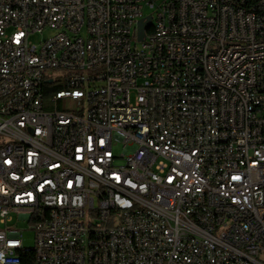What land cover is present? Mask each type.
Listing matches in <instances>:
<instances>
[{
	"label": "built area",
	"instance_id": "obj_1",
	"mask_svg": "<svg viewBox=\"0 0 264 264\" xmlns=\"http://www.w3.org/2000/svg\"><path fill=\"white\" fill-rule=\"evenodd\" d=\"M0 264H264V0H0Z\"/></svg>",
	"mask_w": 264,
	"mask_h": 264
},
{
	"label": "rangeland",
	"instance_id": "obj_2",
	"mask_svg": "<svg viewBox=\"0 0 264 264\" xmlns=\"http://www.w3.org/2000/svg\"><path fill=\"white\" fill-rule=\"evenodd\" d=\"M59 30L58 29H53V28H46L44 29L43 32L41 33H32L30 38L35 42V43H40L41 41L47 39L48 37L56 34ZM85 34V33H84ZM86 36V34L84 35ZM55 76L57 79H60L63 82V74L61 70H55L54 71ZM116 150L121 151L122 147H116ZM19 227L24 228V243L26 246H33L35 244V237H34V232L29 229V224L26 220H21L19 222Z\"/></svg>",
	"mask_w": 264,
	"mask_h": 264
},
{
	"label": "bare ground",
	"instance_id": "obj_3",
	"mask_svg": "<svg viewBox=\"0 0 264 264\" xmlns=\"http://www.w3.org/2000/svg\"><path fill=\"white\" fill-rule=\"evenodd\" d=\"M146 21V20H145ZM161 35V28L157 20H150L145 26V35ZM125 236H132V229H125ZM27 254H36V247H27Z\"/></svg>",
	"mask_w": 264,
	"mask_h": 264
},
{
	"label": "water",
	"instance_id": "obj_4",
	"mask_svg": "<svg viewBox=\"0 0 264 264\" xmlns=\"http://www.w3.org/2000/svg\"><path fill=\"white\" fill-rule=\"evenodd\" d=\"M151 20V17H148V19L146 21L144 20H140L139 21V25H138V29H139V39H143L144 35H145V26L147 23H149Z\"/></svg>",
	"mask_w": 264,
	"mask_h": 264
},
{
	"label": "trees",
	"instance_id": "obj_5",
	"mask_svg": "<svg viewBox=\"0 0 264 264\" xmlns=\"http://www.w3.org/2000/svg\"><path fill=\"white\" fill-rule=\"evenodd\" d=\"M57 87H52L51 89H56Z\"/></svg>",
	"mask_w": 264,
	"mask_h": 264
}]
</instances>
